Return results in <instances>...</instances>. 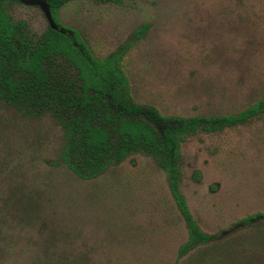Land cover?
I'll return each mask as SVG.
<instances>
[{
  "label": "rangeland",
  "instance_id": "rangeland-1",
  "mask_svg": "<svg viewBox=\"0 0 264 264\" xmlns=\"http://www.w3.org/2000/svg\"><path fill=\"white\" fill-rule=\"evenodd\" d=\"M3 3L47 29L38 8ZM57 14L98 59L130 45L132 99L165 117L234 116L264 97V0H70ZM63 140L51 117L0 102V264H264V220L237 225L264 215V114L182 144L180 192L215 239L183 257L187 229L152 159L82 180L59 159Z\"/></svg>",
  "mask_w": 264,
  "mask_h": 264
},
{
  "label": "trees",
  "instance_id": "trees-1",
  "mask_svg": "<svg viewBox=\"0 0 264 264\" xmlns=\"http://www.w3.org/2000/svg\"><path fill=\"white\" fill-rule=\"evenodd\" d=\"M47 2L55 29L48 26L36 35L25 21L15 22L0 0V102L23 116L56 121L64 139L59 159L82 180L96 179L135 155L152 159L165 174L187 229L178 256L213 242L197 226L180 192L182 144L198 133H218L264 114V97L234 116L165 117L132 99L121 67L130 45L104 59L94 57L79 32L60 23L62 3ZM147 30L148 25L138 28L134 40ZM261 220L264 215L257 214L237 225Z\"/></svg>",
  "mask_w": 264,
  "mask_h": 264
},
{
  "label": "water",
  "instance_id": "water-1",
  "mask_svg": "<svg viewBox=\"0 0 264 264\" xmlns=\"http://www.w3.org/2000/svg\"><path fill=\"white\" fill-rule=\"evenodd\" d=\"M7 1H18L25 6L29 7H38L41 12L43 13L46 21L48 22L49 26L53 29H55V24L49 9V5L44 0H7ZM58 2H65L67 0H55Z\"/></svg>",
  "mask_w": 264,
  "mask_h": 264
},
{
  "label": "flooded vegetation",
  "instance_id": "flooded-vegetation-1",
  "mask_svg": "<svg viewBox=\"0 0 264 264\" xmlns=\"http://www.w3.org/2000/svg\"><path fill=\"white\" fill-rule=\"evenodd\" d=\"M3 1H7V0H3ZM47 4H48V2L47 1H55V0H44ZM70 0H67V1H65V2H61L62 3V5L64 4V3H67V2H69ZM10 2V4H7V5H12V4H15V5H18V6H23V7H25V5L24 4H22V3H20V2H18V1H9ZM58 2V1H57ZM26 7H29V6H26ZM36 8H38V7H36ZM39 9V8H38ZM40 10V9H39ZM41 11V10H40ZM42 13V12H41ZM43 14V13H42ZM58 15V14H57ZM58 17V16H57ZM48 24V23H47ZM48 26H49V24H48ZM47 26V27H48ZM64 26V25H63ZM50 27V26H49Z\"/></svg>",
  "mask_w": 264,
  "mask_h": 264
}]
</instances>
